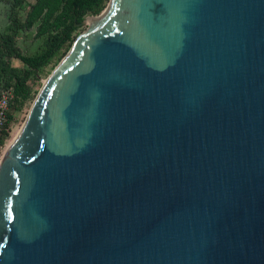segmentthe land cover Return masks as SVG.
Wrapping results in <instances>:
<instances>
[{"label":"water","instance_id":"95a60500","mask_svg":"<svg viewBox=\"0 0 264 264\" xmlns=\"http://www.w3.org/2000/svg\"><path fill=\"white\" fill-rule=\"evenodd\" d=\"M108 3L0 158V264H264V0Z\"/></svg>","mask_w":264,"mask_h":264},{"label":"trees","instance_id":"16d2710c","mask_svg":"<svg viewBox=\"0 0 264 264\" xmlns=\"http://www.w3.org/2000/svg\"><path fill=\"white\" fill-rule=\"evenodd\" d=\"M25 0H10L9 22L5 26V33L0 37V81L5 84L13 83L16 97L25 99L29 96L24 84L42 67L47 65L64 47H70L76 29L84 15H97L105 6L107 0H34L28 5L24 19L17 17L16 9ZM35 26V36H45L43 46L37 52L23 55L17 51L14 35L18 30ZM13 53L25 65L19 69L11 66L3 58V53ZM11 115L7 114L0 136V144L8 137ZM13 131L10 132L9 138ZM9 138L6 140H9ZM5 143V145H6Z\"/></svg>","mask_w":264,"mask_h":264},{"label":"rangeland","instance_id":"374dc122","mask_svg":"<svg viewBox=\"0 0 264 264\" xmlns=\"http://www.w3.org/2000/svg\"><path fill=\"white\" fill-rule=\"evenodd\" d=\"M33 1L34 0H25V2H23L16 9V14L18 18H20L21 20L24 19L25 13L28 9V5ZM9 15H10V0H0V37L5 33V26L9 22ZM89 16H95V15L88 14V15H84L83 18H85L86 21L87 19H90L88 23L91 27V20L97 18L98 16L88 18ZM86 27H88L87 23L83 26L76 27V29L72 32V36H73L72 42L75 40L78 34H80L82 31L86 29ZM44 39L45 36H35V26H32L31 28L28 29L18 30L14 35V42L17 51L23 55H30L40 50V48L43 46ZM66 52L67 51H65V48L62 47L59 50V53L47 65L42 67L40 70H38L35 73V75L30 76L26 80L24 86L28 90L29 96L25 99H21L20 97L15 96L13 92L12 82L5 84L2 81H0V97L3 95L8 99L7 114L11 115V121L8 127L9 135L11 131L14 132L19 127L22 126V123L24 122L27 116V113L33 102L34 97L36 96L37 92L41 88L42 84L44 83L48 75L52 72V70L57 65V63L63 58ZM3 58L5 60H8L11 66H14L16 68L22 69L25 66L20 59H18L15 55H13V53L4 52ZM9 135L7 138H5V140L9 138ZM5 143L6 141L2 143V146L0 148V158L2 154H4L3 149L6 148L8 141L6 145Z\"/></svg>","mask_w":264,"mask_h":264},{"label":"bare ground","instance_id":"6f19581e","mask_svg":"<svg viewBox=\"0 0 264 264\" xmlns=\"http://www.w3.org/2000/svg\"><path fill=\"white\" fill-rule=\"evenodd\" d=\"M109 4L111 5V3H108L107 6H106V8L104 9V11L100 15H98L97 18H94V19L91 20V27H90V25L88 23L90 21V19H87V24L89 25V29L95 27L99 22H101L103 20L104 15L107 13V10L110 7ZM20 130H21V127H19L16 131H14L12 133L11 138L8 140V143L6 145V148L4 147L5 149H3L4 152L7 149V147L13 142V140L17 137V135L19 134Z\"/></svg>","mask_w":264,"mask_h":264},{"label":"built area","instance_id":"2783aa9c","mask_svg":"<svg viewBox=\"0 0 264 264\" xmlns=\"http://www.w3.org/2000/svg\"><path fill=\"white\" fill-rule=\"evenodd\" d=\"M7 104H8V99L2 95L0 97V136H1V131L3 129V124L7 118ZM4 141L6 140L4 139ZM1 146L2 144H0V148Z\"/></svg>","mask_w":264,"mask_h":264}]
</instances>
